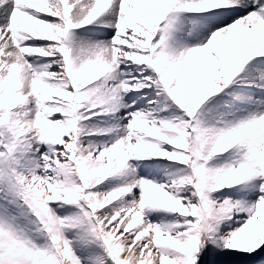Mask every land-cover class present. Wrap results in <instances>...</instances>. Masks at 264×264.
<instances>
[{"label":"snow or ice","instance_id":"1","mask_svg":"<svg viewBox=\"0 0 264 264\" xmlns=\"http://www.w3.org/2000/svg\"><path fill=\"white\" fill-rule=\"evenodd\" d=\"M0 264H264V0H0Z\"/></svg>","mask_w":264,"mask_h":264}]
</instances>
